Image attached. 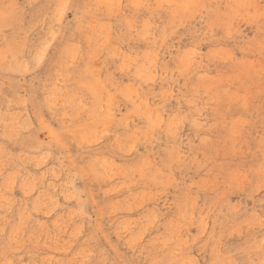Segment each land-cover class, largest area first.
<instances>
[{
	"label": "rangeland",
	"instance_id": "1",
	"mask_svg": "<svg viewBox=\"0 0 264 264\" xmlns=\"http://www.w3.org/2000/svg\"><path fill=\"white\" fill-rule=\"evenodd\" d=\"M0 264H264V0H0Z\"/></svg>",
	"mask_w": 264,
	"mask_h": 264
}]
</instances>
